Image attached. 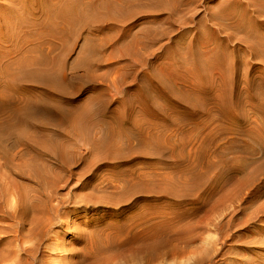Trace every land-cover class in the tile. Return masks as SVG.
Wrapping results in <instances>:
<instances>
[{"label": "rangeland", "instance_id": "obj_1", "mask_svg": "<svg viewBox=\"0 0 264 264\" xmlns=\"http://www.w3.org/2000/svg\"><path fill=\"white\" fill-rule=\"evenodd\" d=\"M41 1L36 0V133L14 151L2 147L7 154L0 150V167L25 197L39 189L37 173L50 171L54 184L44 190H54L56 202L71 214V230L83 237L77 244L61 235L67 251L84 255L87 264H112L115 249L133 245L134 237L179 232L203 249V242L217 238L213 225H226L232 211L239 214L234 220L246 219L239 211L246 203L264 202V45L245 36L255 21L240 30L235 20L219 22L217 5L226 0H208L209 11H197L193 22L208 25L211 14L220 37L233 40L227 57L218 59L222 71L213 77V88L192 90L179 84L186 75L169 82L157 68L172 65L173 43L192 24L175 27L168 40L151 48L148 38L168 26L151 24L159 17L144 2L111 6L99 0L103 8L87 10L78 16L85 23L66 25L62 33L61 18L49 16L51 7H40ZM132 59L144 66L132 73L135 81L130 72L114 75L112 69L129 68ZM113 77L118 90L110 86ZM124 104L132 114L122 110ZM41 105L55 120L40 116ZM0 207V236L7 237L2 228L12 223L1 210L10 207ZM263 227L264 219L247 227L231 223L225 228L232 239L217 245L227 254L212 261L264 263V250L247 244L264 236L257 231Z\"/></svg>", "mask_w": 264, "mask_h": 264}, {"label": "bare ground", "instance_id": "obj_2", "mask_svg": "<svg viewBox=\"0 0 264 264\" xmlns=\"http://www.w3.org/2000/svg\"><path fill=\"white\" fill-rule=\"evenodd\" d=\"M135 1L138 4L142 2L148 4L149 9L158 14L159 18L151 24L158 27L168 26L167 29L157 31L148 38L145 42L148 47L152 48L168 40L170 32L175 27L182 29L192 24V27L185 28L179 35L178 41L173 43L175 47L173 46L174 49L170 52L172 65L161 64L157 67L158 71L165 74L169 82L170 79L175 81L176 75L184 74L183 77L186 75L183 80L178 77L180 86L184 88L192 90L213 88L211 85L213 77L221 75L222 71L218 59L227 57L229 45L233 39L220 37V31L215 29V25L211 22V20L217 21L211 14H209L208 25L205 23L201 25V20L193 22V16L198 10L209 11L208 0ZM107 2L111 6L117 4L123 6L134 0H116L115 2L107 0ZM43 6L51 7L49 16L61 18L59 28L62 33H65L66 25L85 23L84 16L79 18V15L85 14L87 10H99L105 5L99 0H42L40 7ZM217 6L223 14L219 17V22L235 20L236 28H239L253 25L255 21L256 28L247 31L245 36L248 39H257L264 45V40L259 38V34L264 33V21L259 20L264 16V0H226L224 3H218ZM230 11L237 12L240 16L234 19V16H230ZM165 12L167 15L163 14ZM199 26L204 27L199 29ZM92 48L91 44L88 51H92ZM251 51L252 49L248 48L245 52L252 55ZM233 52L232 50L230 55L234 54ZM254 56L260 55L254 53ZM212 59L216 62L215 64L211 63ZM87 61L91 62L89 59ZM131 61L133 62L129 68L112 69L114 75H117L118 71L125 72V75L130 72L131 82L135 81V74L132 75V73H135L138 68L144 70V66L136 65L134 59ZM200 61H205V64L199 65ZM83 64L77 63L76 70ZM177 65L179 66L176 67ZM202 71L205 75H199ZM191 72L194 74H189ZM144 77L146 82L153 83L146 74ZM206 78L210 84L206 83ZM36 85H39L36 84V0H0V150L2 153L7 154L3 148L13 151L18 149L25 142L26 137L35 135ZM110 86L116 90L120 88L116 77L111 78ZM124 105L126 107H121L122 110L132 114L127 104ZM82 109L84 111L89 109V104L84 105ZM260 111L262 115L260 123L264 132V106L260 108ZM37 112L42 118H55L54 113L43 105L38 107ZM49 173L50 171L37 173L36 178L40 181L39 189L32 197H25L19 193V187L1 172L0 167V204L6 208H8L7 205L10 207L9 211L1 210L5 214L2 219L12 223L2 228V232L8 236H0V264L9 262L13 264H87L84 255L70 253L63 246L62 240L60 241L62 235L80 244L83 237L80 233L71 230L70 225L73 223L71 214L66 207H63L62 202H56L54 190H47V192L44 190V186L47 189V186L54 184V179ZM36 178H32L35 183ZM13 199H15L14 207H12ZM239 211L247 218L241 217L235 221L233 217L239 214L232 211L226 225H213L217 238L203 242V249L195 247V241L186 237L183 232L156 237L144 234L139 238L134 237L131 246L117 247L112 264H218L221 260L217 262L212 260L225 256L227 252L223 253V247L218 248L217 245L224 246L225 238L232 239L225 227L231 223L234 226L247 227L252 221L264 219V202L259 205L248 202ZM257 231H264V227L258 228ZM247 244L264 250V236ZM248 249L240 248L242 251H249ZM73 259L78 260L73 262ZM241 264L264 263L257 259L252 262L242 261Z\"/></svg>", "mask_w": 264, "mask_h": 264}]
</instances>
